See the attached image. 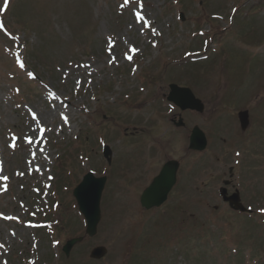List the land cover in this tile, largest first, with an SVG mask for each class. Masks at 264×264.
Listing matches in <instances>:
<instances>
[{
  "label": "rangeland",
  "instance_id": "374dc122",
  "mask_svg": "<svg viewBox=\"0 0 264 264\" xmlns=\"http://www.w3.org/2000/svg\"><path fill=\"white\" fill-rule=\"evenodd\" d=\"M0 9V264H264V0ZM168 84L204 112L180 113ZM179 113L184 128L170 124ZM194 126L200 153L187 150ZM169 159L175 186L141 209ZM87 172L106 177L100 221L65 257V241L84 235L72 190Z\"/></svg>",
  "mask_w": 264,
  "mask_h": 264
},
{
  "label": "water",
  "instance_id": "95a60500",
  "mask_svg": "<svg viewBox=\"0 0 264 264\" xmlns=\"http://www.w3.org/2000/svg\"><path fill=\"white\" fill-rule=\"evenodd\" d=\"M167 99L181 111L191 110L198 113L203 112V104L196 99L187 88H179L170 85ZM238 120L241 131H245L248 126L247 112H239ZM181 125V118H179L176 126ZM205 146L206 139L204 134L197 127H194L189 137V149L202 151L205 149ZM108 155H110V151L108 148H105L103 156L108 158ZM177 169L178 163L175 161H169L162 166L159 174L152 180L151 184L140 196V205L142 208L148 210L153 207H159L166 200L167 194L175 184ZM105 181V177L95 178L91 173H87L83 176L81 182L74 188L72 193L78 210L85 220V233L89 237L94 236L96 233V227L100 219L99 202ZM233 199H236V197L233 196ZM81 241L82 238L69 240L62 248L63 253L68 256L70 249ZM103 253V249H95L91 256L93 258H99Z\"/></svg>",
  "mask_w": 264,
  "mask_h": 264
},
{
  "label": "snow or ice",
  "instance_id": "6c2138e0",
  "mask_svg": "<svg viewBox=\"0 0 264 264\" xmlns=\"http://www.w3.org/2000/svg\"><path fill=\"white\" fill-rule=\"evenodd\" d=\"M126 2H127V0H126ZM4 3H5V7L7 6V4H8V0H4ZM0 10H3V9H0ZM133 51H135V49H133ZM131 57H129V59H130Z\"/></svg>",
  "mask_w": 264,
  "mask_h": 264
}]
</instances>
